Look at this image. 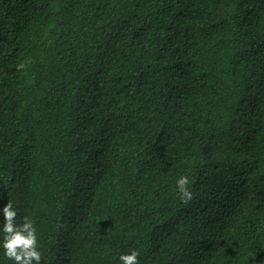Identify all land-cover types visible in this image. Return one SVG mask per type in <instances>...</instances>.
I'll use <instances>...</instances> for the list:
<instances>
[{
  "label": "trees",
  "instance_id": "16d2710c",
  "mask_svg": "<svg viewBox=\"0 0 264 264\" xmlns=\"http://www.w3.org/2000/svg\"><path fill=\"white\" fill-rule=\"evenodd\" d=\"M7 201L41 264H264V0H0Z\"/></svg>",
  "mask_w": 264,
  "mask_h": 264
},
{
  "label": "clouds",
  "instance_id": "9594fccd",
  "mask_svg": "<svg viewBox=\"0 0 264 264\" xmlns=\"http://www.w3.org/2000/svg\"><path fill=\"white\" fill-rule=\"evenodd\" d=\"M23 68L24 65L18 66ZM190 179L187 175H180L175 180V190L181 202L188 203L193 199V192L189 187ZM17 209L13 203L7 201L0 207V249L3 256L12 264H41V252L38 249V237L34 222L28 217L17 224ZM139 252L131 250L119 256L120 264H139Z\"/></svg>",
  "mask_w": 264,
  "mask_h": 264
}]
</instances>
